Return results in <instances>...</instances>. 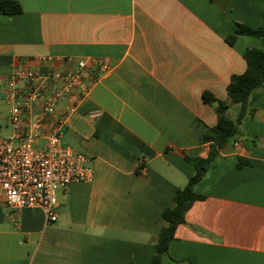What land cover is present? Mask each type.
I'll return each instance as SVG.
<instances>
[{
	"label": "crops",
	"instance_id": "obj_1",
	"mask_svg": "<svg viewBox=\"0 0 264 264\" xmlns=\"http://www.w3.org/2000/svg\"><path fill=\"white\" fill-rule=\"evenodd\" d=\"M0 16V139H15L2 85L40 59H102L112 66L83 99L64 143L83 153L92 183L60 191L59 218L14 211L0 196V264H153L162 214L207 158L218 117L203 100L228 95L245 53L263 49L239 25L264 28L262 0H17ZM235 35L234 44L228 37ZM91 72L84 80L89 82ZM242 138L223 152L176 229L163 264H264V91L249 106ZM239 159L250 162L238 167Z\"/></svg>",
	"mask_w": 264,
	"mask_h": 264
},
{
	"label": "built area",
	"instance_id": "obj_2",
	"mask_svg": "<svg viewBox=\"0 0 264 264\" xmlns=\"http://www.w3.org/2000/svg\"><path fill=\"white\" fill-rule=\"evenodd\" d=\"M40 63L42 69H14L2 85L18 133L15 139H0V196L14 211L41 209L49 222H56L59 192L95 179L86 156L64 143L65 129L78 104L112 66L102 59L78 60L76 67L62 70L56 65L74 60L54 57Z\"/></svg>",
	"mask_w": 264,
	"mask_h": 264
},
{
	"label": "trees",
	"instance_id": "obj_3",
	"mask_svg": "<svg viewBox=\"0 0 264 264\" xmlns=\"http://www.w3.org/2000/svg\"><path fill=\"white\" fill-rule=\"evenodd\" d=\"M264 3V0H262ZM22 6L17 0H0V16L10 17L22 13ZM236 34L256 37L262 41L263 49H249L245 53L247 70L244 74L233 75L230 79L227 91L232 103L238 105L239 111L235 119L228 116L230 104L218 100L211 92L203 93L206 104L214 107L218 117L215 127L208 128L203 142L210 144V152L207 158L186 157L196 173L190 178L187 186L178 189L175 195V207L163 211V218L167 225L162 228L156 244V255L153 264H163V259L168 255L170 243L173 241L176 229L185 222V216L194 202L204 197L196 192V187L205 180L207 175L214 169L221 159L222 152L233 142L242 138L241 126L245 117L249 114V106L264 91V28L252 29L239 25ZM235 35L228 37L232 45ZM250 162L239 159L238 167L242 168Z\"/></svg>",
	"mask_w": 264,
	"mask_h": 264
}]
</instances>
